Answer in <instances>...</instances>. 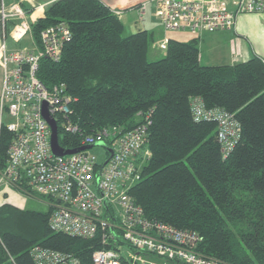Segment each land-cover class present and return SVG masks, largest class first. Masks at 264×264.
Segmentation results:
<instances>
[{"label": "trees", "instance_id": "1", "mask_svg": "<svg viewBox=\"0 0 264 264\" xmlns=\"http://www.w3.org/2000/svg\"><path fill=\"white\" fill-rule=\"evenodd\" d=\"M17 1L37 46L44 28L60 21L67 25L70 36L60 59L42 56L36 74L47 88L65 84L76 98L69 118L83 133L110 126L126 131L149 117L143 145L148 156L138 159V178L128 187L144 215L196 232L195 249L218 264H264V61L252 55L232 64H202L196 35L186 41L168 38L164 54L150 60L152 33L123 34L119 15L100 0H53L33 20L32 7ZM18 21L5 18L1 35L6 40H12L9 33ZM194 97L239 122L240 136L225 157L215 121L191 116ZM58 133L62 146L80 145L77 135ZM12 138L2 125L0 168ZM8 188L41 200L46 208L0 203V264H35V246L92 264L93 251L102 247L97 237L51 230L50 199Z\"/></svg>", "mask_w": 264, "mask_h": 264}, {"label": "built area", "instance_id": "2", "mask_svg": "<svg viewBox=\"0 0 264 264\" xmlns=\"http://www.w3.org/2000/svg\"><path fill=\"white\" fill-rule=\"evenodd\" d=\"M149 2L164 32L196 36L233 29L236 17L242 13H264V0H148L137 6L139 19ZM5 10L2 0V25L5 18H19L9 33L17 42L27 34L28 23L19 7L13 13ZM113 11L117 15L122 12ZM69 36L67 25L60 21L40 32L39 46L31 35L28 47H8L2 37L0 127L12 132L13 138L6 165L0 168V189L19 187L27 195L50 199L53 208L48 226L53 231L84 239L97 237L102 247L93 251L92 264H218L195 249L199 239L196 232L147 218L128 193L129 185L138 178V159L148 156L143 145L149 117L126 131L110 126L83 133L69 118L70 105L76 98L67 93L65 84L47 88L37 77L40 58L59 60ZM167 42L168 38L163 37L159 48L165 50ZM43 109L56 124L58 142L60 129L77 135L79 146L95 142L104 145L54 154L51 128ZM190 113L195 120L215 121L220 152L225 157L240 136V124L233 114L207 108L199 97L192 99ZM93 147L102 148L103 153L98 154ZM31 254L35 264H79L71 254L46 247L35 246Z\"/></svg>", "mask_w": 264, "mask_h": 264}, {"label": "crops", "instance_id": "3", "mask_svg": "<svg viewBox=\"0 0 264 264\" xmlns=\"http://www.w3.org/2000/svg\"><path fill=\"white\" fill-rule=\"evenodd\" d=\"M21 1H23L26 6L32 7V12L30 13L29 18L33 20L36 17L42 16L44 7L53 0ZM100 1L106 4L112 10H121V13L123 15H125L127 12L133 11L135 13L136 19H134L133 21L134 28L132 32L138 29H145L151 32L153 36V41L149 47L148 54L151 55V57H154L153 59L161 57L163 55L157 54L158 50L160 51L158 43L163 39V37H173L167 36V32L163 31L161 25L153 17L154 7L151 2L147 4L142 19H139L137 6L140 2L148 0ZM3 2L8 13H13L15 7L20 8V5L17 0H4ZM12 17L16 16H10V18ZM25 20L27 21L26 17ZM121 22L122 24L124 23L123 21ZM145 24L147 26H145ZM131 27L132 25L128 26L129 29ZM171 32L175 33L177 31H170V33ZM27 36L28 35L26 34L22 39H25V37ZM11 42L14 44L16 43L13 40H11ZM198 47L200 50V62L205 65L232 64L235 62L244 61L252 55H257L264 61V13H242L238 15L235 19L233 29L218 30L210 33H204L199 36Z\"/></svg>", "mask_w": 264, "mask_h": 264}, {"label": "rangeland", "instance_id": "4", "mask_svg": "<svg viewBox=\"0 0 264 264\" xmlns=\"http://www.w3.org/2000/svg\"><path fill=\"white\" fill-rule=\"evenodd\" d=\"M2 0H0L1 2ZM4 1V0H3ZM141 3V2H140ZM139 3V4H140ZM4 8L6 9L5 5ZM6 12V10H5ZM120 18L121 21H123L124 23V27H123V34H129L130 32H132L133 30V21L135 18V13L132 12H127L125 15H123L122 13H120ZM149 22V21H146ZM4 24V23H3ZM132 25V27L129 29L128 26ZM145 26H147L145 24ZM2 22H1V14H0V35L2 32ZM11 31V30H10ZM167 36H171L173 38L179 39V40H183L186 41L189 38H191L192 36H194V34L189 33V32H175V33H170V31L167 32ZM2 35L0 36L1 40H2ZM0 40V42H1ZM6 42L8 43V47H28L30 44V40L29 37H25L23 45H17L16 43L13 44L11 42V40H6ZM159 47V44H158ZM160 49V48H159ZM164 50L160 51L158 50L157 54H164L163 53ZM148 58L150 60H152L154 57H151V55L148 54ZM159 58V57H157ZM0 84H1V70H0ZM93 151L97 152L98 154H102V148H98V147H93L92 148ZM3 201H8L11 203H14L15 205H17L20 208H31V209H39V210H45L46 208V204L44 202H42L41 200L34 198V197H27L24 194H22L21 192H19L18 190L14 189V188H7V189H0V203Z\"/></svg>", "mask_w": 264, "mask_h": 264}, {"label": "water", "instance_id": "5", "mask_svg": "<svg viewBox=\"0 0 264 264\" xmlns=\"http://www.w3.org/2000/svg\"><path fill=\"white\" fill-rule=\"evenodd\" d=\"M43 115H44L45 119L47 120V122L49 123L50 128H51L50 145H51V150L54 154L65 155V154H69V153L75 152V151L80 150V149L90 148L94 145H104L102 142H95V143H92L89 145H83V146H79L76 148L65 149L62 146H60V144L58 142L57 129H56V124H55L54 120L48 116L45 109H43ZM106 149L109 152H111L110 148H106Z\"/></svg>", "mask_w": 264, "mask_h": 264}]
</instances>
